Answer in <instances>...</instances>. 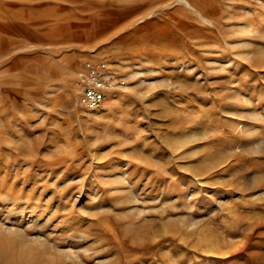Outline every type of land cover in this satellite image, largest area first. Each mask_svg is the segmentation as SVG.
<instances>
[{
  "label": "rangeland",
  "instance_id": "374dc122",
  "mask_svg": "<svg viewBox=\"0 0 264 264\" xmlns=\"http://www.w3.org/2000/svg\"><path fill=\"white\" fill-rule=\"evenodd\" d=\"M190 2L0 0V264H264V0Z\"/></svg>",
  "mask_w": 264,
  "mask_h": 264
},
{
  "label": "built area",
  "instance_id": "2783aa9c",
  "mask_svg": "<svg viewBox=\"0 0 264 264\" xmlns=\"http://www.w3.org/2000/svg\"><path fill=\"white\" fill-rule=\"evenodd\" d=\"M86 71L81 74L83 84L82 100L90 110H97L103 104L110 87V70L105 61L86 62Z\"/></svg>",
  "mask_w": 264,
  "mask_h": 264
},
{
  "label": "bare ground",
  "instance_id": "6f19581e",
  "mask_svg": "<svg viewBox=\"0 0 264 264\" xmlns=\"http://www.w3.org/2000/svg\"><path fill=\"white\" fill-rule=\"evenodd\" d=\"M177 2L179 3H183V4H185L186 6H188L189 8H191V10L192 11H194L195 13H197L198 14V16L204 21V22H207V23H211V21L208 19V18H206L205 16H204V14L203 13H201V12H199L193 5H192V3L190 2V0H177ZM247 31H252V27H248L247 28ZM37 260V259H36Z\"/></svg>",
  "mask_w": 264,
  "mask_h": 264
},
{
  "label": "crops",
  "instance_id": "0c3cea01",
  "mask_svg": "<svg viewBox=\"0 0 264 264\" xmlns=\"http://www.w3.org/2000/svg\"><path fill=\"white\" fill-rule=\"evenodd\" d=\"M87 62V61H86ZM86 62H85V64H84V71L83 72H85L86 71V67H85V65H86ZM107 93H108V90L106 91V95H107ZM106 95H105V97H106ZM104 102V101H103ZM102 106V105H101ZM101 108V107H100ZM99 108V109H100Z\"/></svg>",
  "mask_w": 264,
  "mask_h": 264
}]
</instances>
